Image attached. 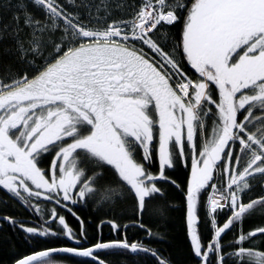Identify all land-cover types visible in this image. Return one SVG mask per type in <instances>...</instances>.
Here are the masks:
<instances>
[{
  "label": "snow or ice",
  "instance_id": "snow-or-ice-1",
  "mask_svg": "<svg viewBox=\"0 0 264 264\" xmlns=\"http://www.w3.org/2000/svg\"><path fill=\"white\" fill-rule=\"evenodd\" d=\"M0 191V264H264V0H0Z\"/></svg>",
  "mask_w": 264,
  "mask_h": 264
},
{
  "label": "trees",
  "instance_id": "trees-1",
  "mask_svg": "<svg viewBox=\"0 0 264 264\" xmlns=\"http://www.w3.org/2000/svg\"><path fill=\"white\" fill-rule=\"evenodd\" d=\"M7 199H8V196L3 191H0V201L7 200ZM6 211H9V209L5 208L3 203H0V213L6 212ZM79 214L83 216H88L89 219L94 221V223H99L98 215L101 218H105L102 212L98 214L95 209L85 210V211L80 212ZM173 215L176 217V220L169 221V222H163L159 225V231L166 235L167 237L166 240L156 242L154 246L164 248L168 251H173L177 261L182 262L184 259V254L181 251V249L184 247L183 233L181 230V226L178 222L179 213H174ZM103 232H104L105 237L109 235V229L107 227L103 229ZM131 234L132 233H130V235ZM170 245L172 247H169ZM4 247H6V238L4 234H0V248H4ZM113 259L122 260L124 258L116 256V257H113Z\"/></svg>",
  "mask_w": 264,
  "mask_h": 264
}]
</instances>
